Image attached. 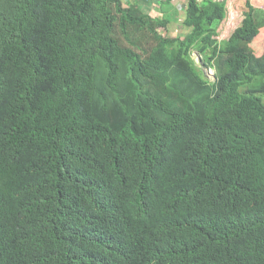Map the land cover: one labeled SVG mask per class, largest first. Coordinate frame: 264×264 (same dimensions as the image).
<instances>
[{"label":"trees","instance_id":"1","mask_svg":"<svg viewBox=\"0 0 264 264\" xmlns=\"http://www.w3.org/2000/svg\"><path fill=\"white\" fill-rule=\"evenodd\" d=\"M139 1L0 0V264H264V0Z\"/></svg>","mask_w":264,"mask_h":264},{"label":"rangeland","instance_id":"2","mask_svg":"<svg viewBox=\"0 0 264 264\" xmlns=\"http://www.w3.org/2000/svg\"><path fill=\"white\" fill-rule=\"evenodd\" d=\"M132 1V0H131ZM177 5L175 7L178 9V14L176 15L177 18L173 19L171 23H169L167 29H163L164 36L168 37H180L183 38L187 35L188 32L191 31V28L185 25V3L186 0H176ZM159 0H140L138 3L144 7L149 6L151 8V11L153 14L158 11V4ZM245 2L246 0H228L227 6H229V10L227 13V17L222 22L219 30H220V36L219 40H223L228 37V35L231 33L232 28L237 26V17L241 15L242 10L245 8ZM253 4L259 3V0H251ZM230 14L234 17V22L230 20ZM236 17V19H235ZM230 25L228 26V22H230ZM230 31V32H229ZM251 47H254V49L259 53V50H264V28L260 30V33L257 37V40L252 42ZM193 58L196 61V65L203 71L204 77L207 78L210 81L215 80V69L206 67L205 64L202 61L201 55L194 51L192 53Z\"/></svg>","mask_w":264,"mask_h":264}]
</instances>
